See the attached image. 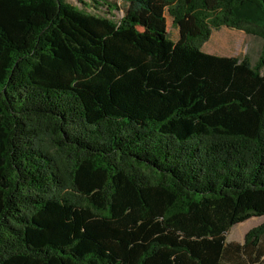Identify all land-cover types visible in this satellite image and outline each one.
Here are the masks:
<instances>
[{
  "label": "trees",
  "instance_id": "16d2710c",
  "mask_svg": "<svg viewBox=\"0 0 264 264\" xmlns=\"http://www.w3.org/2000/svg\"><path fill=\"white\" fill-rule=\"evenodd\" d=\"M93 2L0 0V264H264V0Z\"/></svg>",
  "mask_w": 264,
  "mask_h": 264
},
{
  "label": "rangeland",
  "instance_id": "374dc122",
  "mask_svg": "<svg viewBox=\"0 0 264 264\" xmlns=\"http://www.w3.org/2000/svg\"><path fill=\"white\" fill-rule=\"evenodd\" d=\"M83 2L95 11L92 6L94 5L93 0H69V2L79 7H86ZM118 5L123 3V0H115ZM209 4L212 5L216 0H208ZM133 7V4L132 6ZM134 8V7H133ZM106 12L101 9V13ZM117 18L120 14L116 13ZM167 26L165 30V36L173 41L179 39V29L174 24L173 18L166 13ZM242 43V44H241ZM263 47L261 39L247 35L242 31L223 27L219 30L213 29L210 40L204 45L203 51L209 54L225 56V57H237L239 59H249L251 63H255L260 56ZM264 221V218L253 217L239 225L234 226L227 234V241H234L242 243L245 235L252 228L260 225Z\"/></svg>",
  "mask_w": 264,
  "mask_h": 264
}]
</instances>
